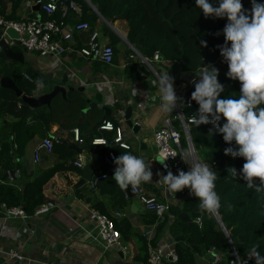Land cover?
Listing matches in <instances>:
<instances>
[{
    "label": "crops",
    "instance_id": "1",
    "mask_svg": "<svg viewBox=\"0 0 264 264\" xmlns=\"http://www.w3.org/2000/svg\"><path fill=\"white\" fill-rule=\"evenodd\" d=\"M36 1L0 0V14L8 19L16 18L15 21L18 22L40 16L46 18V15L36 5ZM74 1L81 7L83 6L82 2H84L90 10H85L80 18L71 12L67 22L70 25L87 22L91 26V31L75 35L71 43V48L75 52L62 57H43L29 52L24 55V64L0 58V61L3 62V67L0 68V84L5 76L3 69H9L10 65L14 66L13 63L25 65L34 77L36 73H39L43 81L40 82L35 77L37 82L35 86L36 95L24 90L21 91L24 96L38 99L51 93L55 87L62 85L63 75L69 74L72 87L85 89L81 94L88 99L89 106L101 109L109 108L112 116H105L107 121L112 122L116 127H122L125 141L131 146V150L111 145L110 149L117 154V157L120 154L130 152L134 155H141L151 162L152 182H142L141 185L149 194L157 196L162 202L172 206L169 220H175L174 214L182 213L181 210L186 199L195 198V196L187 188L181 191L179 195V192L170 193L167 185L156 183L160 178L157 174L166 175L167 172L161 170L160 162L162 161L157 155L154 133L168 119L172 121L176 129L177 124L182 125L177 120L180 111L185 117H189L192 112L185 108H180V110L178 106L171 113L161 111L158 82L154 83L156 81L155 74L160 71H169V75L174 78L176 95L181 98L184 96L191 97L195 90L193 81L198 82L197 75L195 73H182L173 62L162 59L155 61L153 57H145L128 41L129 25L126 21L120 20L113 24L105 23L97 15L99 20L95 22L91 14L94 11L87 1ZM56 18H60V14H57ZM95 31L101 35L102 44L114 48L115 62L112 65L83 59L76 52L88 44L91 34ZM110 36H113V42ZM126 46H128L129 51ZM14 50L22 51L21 49ZM145 59L146 61H144ZM141 68L145 72H140ZM25 75L31 77L29 73H25ZM49 75L51 78L47 79ZM7 78L12 79L11 77ZM41 84L43 86L39 87L38 85ZM66 88L68 89L69 85ZM47 89L49 90L47 91ZM6 90L14 92L16 94L15 99L12 93L0 91L2 100L9 98L15 101L17 99L18 107H22L24 102L17 96V93L10 89ZM129 109L132 111V120L140 127L137 132L128 127L121 115L124 112L126 116ZM5 120L8 123L18 121L11 114H8ZM35 124L37 125L36 122L31 121L30 125ZM189 130H191V126ZM79 133L85 140L84 142L81 139L80 145L74 142L73 132L61 130L57 125L50 126L48 131L44 132V137L35 134L32 143L29 145V147L32 146L33 153H27L25 158V162L31 166L35 165L33 163L35 148L49 135L60 137L64 141V145L73 147L74 152L69 153L67 149H64L65 146L61 145L59 151L57 150L55 155L46 160L45 168H52L57 162L65 165V168L44 188L46 199L55 205L49 214L39 217L30 216L29 219L23 220L19 217L7 218L4 213H0V264H139L134 260L138 255L136 240L125 241L122 237L123 245L129 247L130 252L127 255L121 250L105 252L97 239L91 210L95 209L109 215L119 211L124 213L125 218L118 222L128 221L135 233L140 236L154 225L153 220L156 219L158 222V219L155 215L145 211L136 197H131L126 189H121L112 179L113 176L102 181L96 189H92L88 183L79 189L75 188L84 171V169H78L74 165L80 154L85 156L87 163L92 165L94 172H106L103 157L107 150H93L90 145L91 139L99 135L112 143L115 138L114 133L99 132V130H81ZM180 133L183 135V140L186 141V148L190 147L185 132L181 131ZM142 142L147 145L146 150L142 149ZM179 171L173 170L172 173L176 175ZM187 171L189 170L186 169L185 172ZM185 213L191 217L189 212ZM200 214L204 215V210H200ZM207 214L210 215L209 212ZM191 220L195 224L196 220L192 217ZM181 229L182 226L176 224L172 227L166 226L158 234L156 242L166 240L171 243L175 239L176 232ZM10 250L17 251L26 260L24 262L7 261L2 253ZM118 253H123L122 260L116 257ZM197 264H210V257L207 255L197 258Z\"/></svg>",
    "mask_w": 264,
    "mask_h": 264
},
{
    "label": "trees",
    "instance_id": "2",
    "mask_svg": "<svg viewBox=\"0 0 264 264\" xmlns=\"http://www.w3.org/2000/svg\"><path fill=\"white\" fill-rule=\"evenodd\" d=\"M90 1L107 22L113 24L123 20L128 23V41L145 57L151 58L158 53L162 60L175 63L182 73H195L197 79L200 59L211 61L210 65L215 68L222 66V63L227 64L218 54V46L225 42L221 21L227 19L205 18L203 12L196 7L195 0ZM209 2L218 6V0H209ZM241 2L243 9L250 13L252 0H241ZM256 2L264 3V0H256ZM82 3L86 11L90 10L87 4ZM91 14L95 22L99 20L96 13ZM6 19L16 20V18ZM201 41H206L207 47H202ZM13 64L16 68L21 66L17 63ZM12 70L3 69L4 77L11 75ZM227 72L228 65L219 71L218 75V81L225 89L219 97L221 99L230 96L236 98L240 94V82L229 79ZM0 91L12 93L15 99L14 92L3 88H0ZM198 108V104L194 101L190 115L198 116ZM8 114L15 116L18 121L6 122L5 118ZM31 121L36 122L37 125L31 126ZM105 121L107 118L104 110L90 107L88 99L77 92H69L66 96L58 94L49 105L33 109L25 103L20 108L17 99L2 100L0 96V211L5 205L8 209L22 208L27 215L33 216L38 207L48 201L44 194L45 186L65 168L64 163L59 162L52 168H45L47 158L55 155L61 145L65 146L64 149L69 153L74 152L72 146L64 145L62 141L51 154L42 151L40 164L31 166L25 162V158L35 134L44 137V132H47L52 125L71 132L75 129L79 132L96 131ZM224 123L226 121L221 118L220 125ZM190 134L198 157L217 172L215 191L221 204L218 213L234 247L242 260L249 258V264H255L253 249L264 257V192L257 193L254 189L248 188L247 183L239 176H233L228 172V169L234 168L239 173L245 160L224 154L226 148L236 147L235 142L233 141L231 145L226 144L212 123L198 127L196 124L192 125ZM48 137L51 135L44 139ZM80 138L85 142L81 135ZM94 138L91 139L90 145ZM184 144L186 145L185 140ZM92 149L99 151L104 148L92 147ZM12 169L21 171L20 177L13 184L7 179V171ZM199 204L200 201L196 198H187L181 212H189L194 220L202 219L203 215L200 214L202 209ZM204 212V215H207V211ZM174 215L176 217L174 224L182 226L174 236L179 256L177 264H197V258L207 256L212 248L224 253L221 264H229L233 258L232 247L214 216L210 214V217L202 220L201 226L197 224L189 226L178 219L179 214ZM156 221L153 220V224H156ZM164 223L158 225V234L166 227ZM116 226L125 241L136 240L138 255L134 259L135 262L149 264L147 240L142 235H137L128 221L117 222Z\"/></svg>",
    "mask_w": 264,
    "mask_h": 264
},
{
    "label": "clouds",
    "instance_id": "3",
    "mask_svg": "<svg viewBox=\"0 0 264 264\" xmlns=\"http://www.w3.org/2000/svg\"><path fill=\"white\" fill-rule=\"evenodd\" d=\"M195 3L205 18L227 19L223 28L225 43L218 47L228 65L227 77L238 80L241 87L238 97L221 99L219 97L225 89L218 81V69L212 65L200 67L198 82L193 81L195 90L191 94V100L199 106V115H193L192 120L197 127L212 123L226 144L231 145L234 141L236 147L226 148L224 154L243 158L245 163L239 173L234 168L228 172L239 176L257 193L264 192V107H261L264 105V3L252 0L250 13L243 9L241 0H218V6L209 0H195ZM201 46L207 47L206 41H201ZM155 75L160 109L171 113L178 104L182 106V98L174 89V78L169 71ZM221 118L226 121L222 126ZM172 157L176 155L173 153ZM167 158L160 162L166 169L164 162ZM180 158L190 170H180L176 175L170 170L166 175L158 173L160 178L156 183L167 185L173 193L187 188L200 201L202 210L217 213L221 207L215 191L217 172L197 156L194 146L183 149ZM114 164L112 179L121 189H127L129 185L136 189L142 182H152L151 162L141 155L126 152L116 157ZM257 180L259 183H255ZM253 256L255 264H264V257L255 249Z\"/></svg>",
    "mask_w": 264,
    "mask_h": 264
},
{
    "label": "built area",
    "instance_id": "4",
    "mask_svg": "<svg viewBox=\"0 0 264 264\" xmlns=\"http://www.w3.org/2000/svg\"><path fill=\"white\" fill-rule=\"evenodd\" d=\"M35 3L46 15V18L40 16L18 22L7 20L0 14V31L3 33L2 38L12 47L18 46L22 49H26L28 52H38V54L43 57H62L68 53L75 52V50L71 48V43L75 35L91 31V26L87 22L70 25L67 20L71 12L79 18L82 17V7L74 0H37ZM57 14H60L61 17L56 18ZM10 28L14 29L19 34L18 40H13L6 34V30ZM100 38L101 35L97 31L93 32L89 38L88 44L76 52H78L83 59L99 62L104 65H112L115 61L114 48L110 45L102 44ZM228 46L230 47L231 45L229 44ZM153 59L155 61H160L161 57L156 53ZM24 78L28 82L35 84L33 78L27 75H25ZM181 103L182 106L178 104L179 109H191L194 106V101H192L189 96L182 97ZM19 107L21 108V106ZM121 115L125 119V113L122 112ZM192 117L193 115L185 117L180 111L179 117L177 118L182 124L183 132H185L187 140L188 132H190L189 127L196 124L192 120ZM99 132L114 133L115 138L113 142L110 143L105 137L98 136L91 142V146L94 147V149L104 148L107 150L104 157L106 172H94L91 181L88 183L92 189H96L102 181L114 175V169L116 167L114 159L117 157V154L110 149V146L115 145L125 150H131V146L125 141L121 126L116 127L112 122L105 121L99 127ZM73 134L74 142L76 144H81L82 140L79 130L75 129ZM154 142L157 148V155L161 161L163 162L165 158L168 157L164 162L167 165V169L161 164V170L163 172H167L168 170L179 171L183 165L186 164L180 158V153L183 150V135L174 128L171 120H166L161 128L156 129L154 133ZM61 143V138L54 135L44 139L40 146L34 151L33 163L39 165L41 162V152L46 151L47 154H51L54 148ZM173 153L176 155L175 158L172 157ZM86 163L87 160L85 156L80 154L74 165L76 168L82 170L86 166ZM20 175L21 171L19 169L7 171L8 182L11 184L16 183ZM129 188L142 208L149 213H155L158 219L156 224L142 233V237L147 240L149 264H177L179 256L175 241L171 243L166 240L158 243L156 242L158 225L169 221L171 226L175 222L174 219L169 220L172 206L162 202L157 196L149 194L141 184L136 189H133L131 185H129ZM170 193L172 192L170 191ZM54 206L52 201H47L38 207L33 216L39 217L47 215L54 209ZM0 213H4L7 218L19 217L23 220L30 218L22 208L8 209L5 205L2 206ZM125 216L126 215L120 211L109 215L95 209L91 210V217L95 224V230L97 231V239L105 252L121 250L124 254H129V247L123 245L122 234L116 226V223L120 219L125 218ZM195 224L201 226L202 219L198 218ZM2 254L9 262H24L26 260L15 250H10ZM208 256L210 257V264H221L224 260V253L215 248L208 251ZM232 256L233 258L230 260L229 264L250 263L249 258L242 260L238 253L233 251Z\"/></svg>",
    "mask_w": 264,
    "mask_h": 264
},
{
    "label": "water",
    "instance_id": "5",
    "mask_svg": "<svg viewBox=\"0 0 264 264\" xmlns=\"http://www.w3.org/2000/svg\"><path fill=\"white\" fill-rule=\"evenodd\" d=\"M86 1L90 5V7L93 9V11L102 19V21L107 23V21L103 18V16L99 13L98 9L91 3V1L90 0H86ZM227 23H228V21H221V26L224 27ZM6 34L13 40H18V38H19V34L12 28L7 29L6 30ZM2 35H3L2 31H0V50H1L0 58L1 59H8L10 61H14V62H17V63H20V64H24V55L26 53H29V52L26 49H22V48H20L18 46H16V47L10 46L7 43V41L4 38H2ZM224 43H222L220 46L224 45ZM15 48H19L22 51H15L14 50ZM32 53L34 55H38V52H32ZM218 54H219V57L221 59H223V57L220 54V48L218 49ZM144 61H146V59ZM210 64H211V61H208V60H205V59H200V61H199V67H205V66H208ZM140 72H145V71H144L143 68H141ZM35 77L40 82L43 81V79L40 77L39 73H36ZM48 78H51V75L47 76V79ZM67 85H69L68 89L66 88ZM1 86L3 88L15 91L17 93V96L19 98H21L24 103H26L27 105L31 106L32 108L40 107V106H43V105H49L51 103V101L53 100V98L56 97L58 94H62L63 96H66L67 93H69V92L83 93L85 91L84 88L75 89L74 87H72L71 84H70V76L67 73L63 75L62 85L55 87L51 93L43 95V96L39 97L38 99L33 98V97L24 96L22 91L15 85L14 81L12 79H10V78L4 77L2 79V81H1ZM103 110L106 112V115H105L106 117L112 116L111 115V111H110L109 108L104 107ZM125 122L128 125V127L133 129L135 132H137L140 129V127L136 124V122L132 120V111L130 109L126 113ZM188 142H189V146L190 147L194 146L189 132H188ZM141 147H142L143 150H146L147 145L142 142L141 143ZM93 175H94V169H93L92 165L88 162V163H86V166L84 168L81 180L75 186V188L79 189V188L85 186L87 183H89L91 181ZM126 191L131 195V197H135V195L132 193V191L130 190L129 187L126 189ZM151 214L156 216L155 213H151ZM201 214H203V212H201ZM211 215L215 217V219L217 220L218 224L220 225L222 231L227 235V237H228V239L230 241L231 247H232V251L237 253V251H236V249L234 247V244L232 242V239L229 236V233H228L224 223L222 222V218L219 215V213L217 212V213L211 214ZM208 217H210L209 214L203 215L202 220H204V219H206ZM178 219L180 221H182L183 223H185L186 225H189V226H192L194 224L192 222L191 217L189 216V214L185 213V212L180 213L178 215ZM181 244L184 245L185 243H181ZM116 257L119 258L120 260H122L123 253H118L116 255Z\"/></svg>",
    "mask_w": 264,
    "mask_h": 264
},
{
    "label": "rangeland",
    "instance_id": "6",
    "mask_svg": "<svg viewBox=\"0 0 264 264\" xmlns=\"http://www.w3.org/2000/svg\"><path fill=\"white\" fill-rule=\"evenodd\" d=\"M85 8L82 6V11H83V14H84V12H85ZM113 37V36H112ZM112 37L110 36V39L112 40V42H113V39H112ZM110 42V41H109ZM126 48L128 49V51H129V48H128V46H126ZM15 49H19V48H15ZM3 67V62H1L0 61V68H2ZM20 68H21V70H19L20 68H16L15 67V65L14 66H9V69H13L12 71H11V75H9L10 73H8V75L9 76H7V77H11L12 78V80L14 81V83H15V85L18 87V88H20L21 87V89L20 90H24V91H26V92H29V93H33V94H35L36 95V84H37V82H36V80H35V77L29 72V70H28V68H27V66H25V65H22V66H19ZM227 67V64H224V63H222V66H219V67H217V69H218V71H221L222 69H225ZM25 73H29L30 75H31V77L33 78V80L35 81V84H33V83H30V82H28L27 80H25V78H23L24 77V74ZM1 78V77H0ZM1 80V79H0ZM19 84V85H18ZM20 86V87H19ZM0 88H2V86H1V84H0ZM49 89H47V91H48ZM15 96H16V94H15ZM186 115H188L187 114V112H186ZM177 124V123H176ZM176 129L178 130V131H183V128H182V125H179V124H177L176 125ZM195 147V146H194ZM183 148L184 149H186V145L184 144V140H183ZM196 150V149H195ZM27 153H30V154H32L33 153V149H32V146H30L29 148H28V150H27ZM197 153V152H196ZM198 156V155H197ZM186 169H188V170H190V166L187 164H184L183 165V167L180 169V170H186ZM166 226H170V222L168 221L167 223H164Z\"/></svg>",
    "mask_w": 264,
    "mask_h": 264
}]
</instances>
